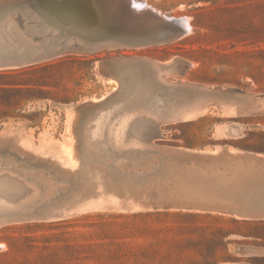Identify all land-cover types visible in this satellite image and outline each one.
<instances>
[{
	"label": "rangeland",
	"instance_id": "rangeland-1",
	"mask_svg": "<svg viewBox=\"0 0 264 264\" xmlns=\"http://www.w3.org/2000/svg\"><path fill=\"white\" fill-rule=\"evenodd\" d=\"M48 1L0 0V71L30 89L0 104L25 188L0 199V264H264L239 254L264 222L216 212L264 211L242 174L264 169V0Z\"/></svg>",
	"mask_w": 264,
	"mask_h": 264
},
{
	"label": "bare ground",
	"instance_id": "bare-ground-1",
	"mask_svg": "<svg viewBox=\"0 0 264 264\" xmlns=\"http://www.w3.org/2000/svg\"><path fill=\"white\" fill-rule=\"evenodd\" d=\"M81 0H72L71 2H73V4H75L74 6H79V2H80ZM143 1V0H142ZM82 2V1H81ZM120 2V1H119ZM127 2V1H126ZM133 2V1H132ZM117 3H118V0H117ZM136 3H138V2H136ZM115 4V3H114ZM118 4H120V3H118ZM131 4H133V3H129V5L130 6H136V5H131ZM139 4V3H138ZM149 5V4H148ZM111 6V5H110ZM114 8L116 7V6H114V5H112ZM120 5H118V7H119ZM123 6V5H122ZM143 6V5H142ZM137 7V6H136ZM136 7H135V9H136ZM147 7V6H146ZM152 7V6H151ZM111 8V7H110ZM112 9V8H111ZM116 9V8H115ZM138 9V8H137ZM139 9H141L140 8V6H139ZM143 9H144V6H143ZM113 10V9H112ZM145 10V9H144ZM147 10V9H146ZM155 10H159V9H155ZM154 10V11H155ZM115 11V10H114ZM113 12V11H112ZM124 12V11H123ZM140 12V11H139ZM138 12V13H139ZM147 12V11H146ZM150 13V12H149ZM153 13V12H152ZM158 13V12H157ZM137 14V13H136ZM135 14V15H136ZM147 14H148V12H147ZM159 14H160V12H159ZM120 15H121V13H120ZM164 16V15H163ZM162 16V17H163ZM169 16V15H168ZM171 16V15H170ZM169 16V17H170ZM139 17V16H138ZM152 17V16H151ZM150 17V18H151ZM165 17V16H164ZM164 17H163V19H164ZM149 18V17H148ZM173 18V17H172ZM174 18H176V17H174ZM188 18V17H187ZM161 20H162V18H160ZM121 20V19H120ZM127 20H128V18H127ZM167 20V19H166ZM130 21V20H129ZM157 21V20H156ZM160 21V20H159ZM180 21V20H179ZM182 22V21H181ZM188 22V21H187ZM129 23V22H128ZM127 23V24H128ZM135 24H136V21L134 22ZM151 23V22H150ZM158 23V22H157ZM171 23V22H170ZM130 24V23H129ZM128 24V25H129ZM143 24V23H142ZM189 23H187V25H188ZM124 25V24H123ZM132 26H133V24H131ZM144 25H147V26H149V23L148 24H144ZM143 25V26H144ZM152 25H154V23L152 24ZM131 26V27H132ZM167 26V25H166ZM173 26V25H172ZM190 26V25H189ZM125 27H127V26H125ZM130 27V26H129ZM152 27V28H151ZM132 28H135V27H132ZM142 28V30H144L143 28L144 27H141ZM141 28L140 29H138V27H137V29L136 30H140L141 31ZM149 28V30L150 29H154V30H156V26L155 27H153V26H149L148 27ZM147 28V29H148ZM179 28V27H178ZM177 28V29H178ZM146 29V28H145ZM158 30V29H157ZM159 30H160V28H159ZM161 30H164L163 28L161 29ZM169 30V29H168ZM135 31V30H134ZM140 31L138 32V33H140ZM173 31V30H172ZM142 32V34L144 33L143 31H141ZM146 32V31H145ZM150 32V31H149ZM157 32V31H156ZM155 32V33H156ZM170 32V31H169ZM182 31H180V33H181ZM160 34H161V32H159ZM158 33V34H159ZM162 33H164V31H162ZM166 34V33H165ZM176 35V34H175ZM163 36H164V34H163ZM163 36H161V38L159 37L158 39H162V37ZM180 36V35H179ZM165 37V36H164ZM163 37V38H164ZM169 37H171V35L169 36H167L166 38H169ZM178 37V36H177ZM168 40H170V39H168ZM167 40V41H168ZM150 40H148L147 42H149ZM146 42V41H145ZM151 42H154V41H151ZM158 42H160V41H158ZM162 42V41H161ZM165 42V41H164ZM150 43V42H149ZM100 69H102V68H100ZM107 69V68H106ZM108 76H110V73L108 72ZM105 77V76H104ZM111 77V76H110ZM108 78V77H107ZM111 79H113L112 77H111ZM110 80V79H109ZM134 132L135 133H137V134H139V137H141V139L142 140H146V141H151L152 139H154V138H156V137H158V136H160L161 135V129H160V127H159V124L157 123V122H155L154 120H151L150 118H148V119H137L136 121H135V123H134ZM3 138V137H2ZM0 139V140H3V139ZM6 141V140H5ZM178 150H180V149H178ZM181 151V150H180ZM179 151V152H180ZM181 152H183V151H181ZM189 152H192V154L193 153H195L194 151H189ZM188 153V152H187ZM191 154V155H192ZM197 154V153H196ZM201 153H198V155H200ZM245 154V153H244ZM195 155V154H194ZM197 155V156H198ZM202 155V154H201ZM228 155V154H227ZM235 155V154H234ZM237 156H238V154H236ZM235 155V156H236ZM193 156V155H192ZM191 156V157H192ZM196 156V155H195ZM232 156H233V154H232ZM231 156V157H232ZM252 161V160H251ZM24 192H25V188H24V185L20 182V181H18V180H16L14 177H12V176H10V175H8V174H2V175H0V199L2 200H4V201H6V202H8V203H11V202H14V201H16L18 198H20L21 196H23V194H24ZM186 202V201H185ZM198 202V205L200 204V202L201 201H197ZM204 202V201H203ZM187 203V202H186ZM186 203H185V205H186ZM196 202H194L193 204L194 205H197V204H195ZM205 203V202H204ZM192 204V205H193ZM200 205H202V204H200Z\"/></svg>",
	"mask_w": 264,
	"mask_h": 264
},
{
	"label": "crops",
	"instance_id": "crops-1",
	"mask_svg": "<svg viewBox=\"0 0 264 264\" xmlns=\"http://www.w3.org/2000/svg\"><path fill=\"white\" fill-rule=\"evenodd\" d=\"M239 152L241 153H245V154H250L249 152H246V151H240ZM257 153V152H256ZM256 155V154H255ZM235 170V174L236 173V169H230L229 172L228 171H225V170H217V174H221V175H229V174H233V173H230L232 171ZM245 173H242V174H245V175H248V176H255V177H261V176H264V169H259V168H256V169H246L245 171H243ZM253 182H254V179H249L248 180V186H251L253 185ZM216 212H219V213H222V214H227L229 216H232L242 222H250V223H253V222H264V211H260V210H254V211H251L249 209L247 210H244V211H241L240 214H235V213H230V212H227V211H216ZM242 249L241 252H239V254L243 257H256V258H259V257H264V245H259V244H250V243H246V244H241L239 245ZM231 262H235V261H231ZM231 262L229 263H222V264H231ZM242 262H245V261H242ZM246 263H250V262H246ZM252 264V263H250Z\"/></svg>",
	"mask_w": 264,
	"mask_h": 264
},
{
	"label": "trees",
	"instance_id": "trees-1",
	"mask_svg": "<svg viewBox=\"0 0 264 264\" xmlns=\"http://www.w3.org/2000/svg\"><path fill=\"white\" fill-rule=\"evenodd\" d=\"M22 72V71H21ZM19 71H0V104L10 105V103H18L19 95L24 90H30L29 87H24L23 83L15 82L13 78ZM226 247V243H224Z\"/></svg>",
	"mask_w": 264,
	"mask_h": 264
},
{
	"label": "water",
	"instance_id": "water-1",
	"mask_svg": "<svg viewBox=\"0 0 264 264\" xmlns=\"http://www.w3.org/2000/svg\"><path fill=\"white\" fill-rule=\"evenodd\" d=\"M58 1H60V2H62V1H64V0H58ZM48 5H49V8H50V10H52L53 12L52 13H55L56 11L54 10V8H56L55 7V4L57 3H55L53 0H49L48 2ZM61 5V4H60ZM59 5V9H61V8H63L62 6H60ZM72 6H66V8H71ZM77 8H79L80 7V4H79V6H76ZM60 11V10H59ZM51 13V12H50ZM71 15H73L72 14V12H71ZM73 17L75 18V20L79 23V25H80V22H82L83 21V19H82V17H80V16H77V15H73ZM82 31H84L85 33H86V31L85 30H83L82 29ZM83 32V33H84ZM80 47H82L83 49H85L86 51H94V50H96V49H98L99 47H101V46H97V45H95V42H86V45L84 46H80ZM231 264H248V263H246V262H242V261H235V262H231Z\"/></svg>",
	"mask_w": 264,
	"mask_h": 264
}]
</instances>
